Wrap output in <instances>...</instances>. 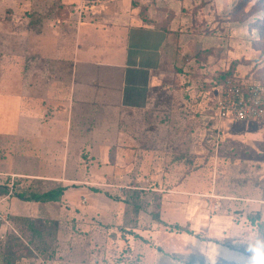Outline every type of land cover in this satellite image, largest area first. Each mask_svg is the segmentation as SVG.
Listing matches in <instances>:
<instances>
[{
	"label": "rangeland",
	"instance_id": "rangeland-1",
	"mask_svg": "<svg viewBox=\"0 0 264 264\" xmlns=\"http://www.w3.org/2000/svg\"><path fill=\"white\" fill-rule=\"evenodd\" d=\"M148 1L141 17L171 42L150 106L124 122L103 105L78 115L46 88L44 51L54 29L65 36L64 0H0L1 115L13 111L11 84L33 113L28 137L0 135V212L16 230L0 264H202L224 253L170 230L185 220L168 206L190 208L187 193L214 192L235 167L264 160V120L228 122L215 105L234 83L264 96V0ZM61 187L57 202L33 198Z\"/></svg>",
	"mask_w": 264,
	"mask_h": 264
},
{
	"label": "crops",
	"instance_id": "crops-1",
	"mask_svg": "<svg viewBox=\"0 0 264 264\" xmlns=\"http://www.w3.org/2000/svg\"><path fill=\"white\" fill-rule=\"evenodd\" d=\"M64 2L65 36H59L60 29H54L56 44L53 42L54 47L44 51L45 73L52 76L50 81L53 83L46 88L57 90L59 104L78 107L74 110L78 115H90L103 105L124 122L142 116L150 106L155 83L165 62L166 46L171 42L165 45L161 40H168L171 31L162 29L152 15L150 19L141 17V8L150 5L148 0ZM65 40L71 44L70 48L63 43ZM70 92L72 99H69ZM1 98L0 95V105L3 103ZM8 100L13 111L10 107L6 120L0 110V123H8L5 127L0 124V135L28 137L27 127L33 122V113L30 108H23L29 105L27 99H20L15 85L11 84ZM210 122L213 126L214 121ZM214 131L222 138L217 129ZM253 161H247L248 173L243 172L245 165H240L234 168L232 177L221 178L214 192L187 193L191 199L190 208L183 204L176 208L168 206L170 213L180 210L179 215L185 220L181 225H171L170 230L204 238L224 250L202 264H245L248 253L233 242L235 235L246 227L258 228L264 234V160ZM38 178L44 180V177ZM175 227L190 233L179 232ZM135 235L139 234L136 232Z\"/></svg>",
	"mask_w": 264,
	"mask_h": 264
},
{
	"label": "built area",
	"instance_id": "built-area-1",
	"mask_svg": "<svg viewBox=\"0 0 264 264\" xmlns=\"http://www.w3.org/2000/svg\"><path fill=\"white\" fill-rule=\"evenodd\" d=\"M215 105L220 119L241 122L264 120V96L258 85L234 83L226 86ZM9 232L15 234L16 230L8 216L0 212V245L6 242Z\"/></svg>",
	"mask_w": 264,
	"mask_h": 264
},
{
	"label": "clouds",
	"instance_id": "clouds-1",
	"mask_svg": "<svg viewBox=\"0 0 264 264\" xmlns=\"http://www.w3.org/2000/svg\"><path fill=\"white\" fill-rule=\"evenodd\" d=\"M233 242L244 247L248 253L245 264H264V234L258 228L242 229Z\"/></svg>",
	"mask_w": 264,
	"mask_h": 264
},
{
	"label": "trees",
	"instance_id": "trees-1",
	"mask_svg": "<svg viewBox=\"0 0 264 264\" xmlns=\"http://www.w3.org/2000/svg\"><path fill=\"white\" fill-rule=\"evenodd\" d=\"M67 191V187H61V188H58L56 190H52V191H49V192H46V193H43L42 195H36L34 196V200L36 202H57L64 194L65 192ZM4 195H7V194H4ZM21 198V197H20ZM21 199H25V198H21ZM11 221H13L11 219ZM32 223V221H30V224ZM29 224V223H28ZM29 224V225H30ZM35 224H32V226H34ZM33 230L34 227H32ZM175 229L179 232H189V230L187 229H184V228H180V227H175ZM37 232V231H36ZM190 233V232H189ZM10 237H15V234L14 233H9L8 234V239Z\"/></svg>",
	"mask_w": 264,
	"mask_h": 264
}]
</instances>
